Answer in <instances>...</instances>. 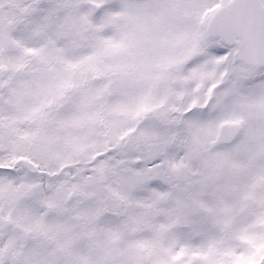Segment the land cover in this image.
<instances>
[{
  "label": "snow or ice",
  "instance_id": "obj_1",
  "mask_svg": "<svg viewBox=\"0 0 264 264\" xmlns=\"http://www.w3.org/2000/svg\"><path fill=\"white\" fill-rule=\"evenodd\" d=\"M0 264H264V0H0Z\"/></svg>",
  "mask_w": 264,
  "mask_h": 264
}]
</instances>
